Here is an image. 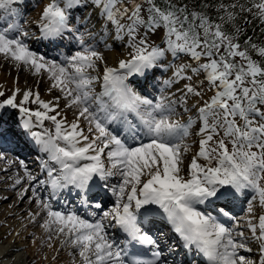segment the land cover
Instances as JSON below:
<instances>
[{
  "label": "snow or ice",
  "instance_id": "obj_1",
  "mask_svg": "<svg viewBox=\"0 0 264 264\" xmlns=\"http://www.w3.org/2000/svg\"><path fill=\"white\" fill-rule=\"evenodd\" d=\"M255 20L264 25V0H48L37 31L51 58L19 22L0 29V55L60 93L0 88V147L23 140L39 162L34 175L19 160L12 187L24 184L18 199L39 209L32 221L44 214L49 240L62 237L81 264H264V60L252 55L264 57V43L240 42V21ZM101 45L126 56L110 64ZM156 218L170 228L164 247L142 228Z\"/></svg>",
  "mask_w": 264,
  "mask_h": 264
},
{
  "label": "rangeland",
  "instance_id": "obj_2",
  "mask_svg": "<svg viewBox=\"0 0 264 264\" xmlns=\"http://www.w3.org/2000/svg\"><path fill=\"white\" fill-rule=\"evenodd\" d=\"M48 2V0H19L18 4H13L12 7V11H7V10H0V13L3 12L2 14H7V16L3 20L0 21V29L6 28L9 24L12 23H16L19 22L22 27L29 31V33L31 34V41L34 42L33 46H37L40 51V53H48L49 58L51 57H55L57 56L59 53L57 52H52L50 51V49H48L47 47H45L44 43L39 42L38 39L39 38V32L37 31V20L39 17V14L41 12V9L44 5V3ZM15 12V13H14ZM19 12V15L16 13ZM9 14V15H8ZM1 15V14H0ZM151 39L157 43H159V33H157L156 35H153L151 37ZM105 47H103V45L100 46V50L104 51ZM115 50L117 51V53L120 54V50H122V48L116 47ZM63 51V49L61 50ZM121 56H126V52H122ZM123 57V58H124ZM11 67V68H10ZM6 68V69H5ZM0 71L1 74L3 75V77L8 78V80L6 81H0V88L5 90V94L8 95L10 94V92H8L7 90L12 89L14 87H21L24 83V87H28V81L30 79H27V75L24 73V69H18L16 67L13 66V64L11 62H7V66L5 67L4 63L1 62L0 64ZM10 72V73H9ZM19 77V78H18ZM37 77H41V76H37ZM41 82H43L42 87L40 88V90L43 93V96H45L46 94L49 95V98H47V100H52L55 96L60 95V93L56 90H53V92L49 93L48 92V88H49V81L47 78V75L45 74L43 77H41ZM47 79V80H46ZM33 82V87L34 85L37 86L38 85V80L35 79V77L32 79ZM8 85H7V84ZM5 85V86H4ZM46 86V87H45ZM28 88H32V87H28ZM209 95H211V93H209ZM207 98V97H205ZM0 99H2V97H0ZM61 101V108H63L64 106V102L62 105ZM32 107H36L35 105H31ZM66 115H67V119L69 121L73 120L75 117L72 113L71 110H65ZM70 112V113H69ZM72 114V115H71ZM72 118V119H71ZM81 123L83 124L82 127H86V124L84 122L81 121ZM51 127V122L46 121L45 122V127ZM199 125H194V132L193 135L188 137L187 140H190V142H187V144L190 145V152L187 154V157H185V160H188L192 157V155H194L196 153V151L198 150V137L194 136L195 134V130H198ZM192 138V139H191ZM193 141H197L196 143H193ZM0 152H3L5 155L4 159H0V176L4 177V162H6V160L11 159L12 157L17 156L15 153V156L13 154V152L9 151L8 148L5 147H0ZM32 152V151H31ZM34 152V151H33ZM7 154H9V156H6ZM29 154V153H28ZM192 154V155H190ZM13 159V158H12ZM24 160V159H21ZM25 161V160H24ZM28 168V167H27ZM34 169V170H33ZM29 171H31L34 175L39 173V167L35 168H29ZM33 170V171H32ZM40 178L43 179L44 176L40 175ZM6 181L0 179V190L2 191H8L9 194L7 196V200L3 202V204H12L13 206H17L18 208L21 209L22 211V223H19V227H21V231H24V235H23V239L22 238H16L14 239L13 237L9 239V235L5 238H3L2 240H0L1 244H6L9 240L13 239V242L16 243H20L21 246V251L24 254V264H75L76 262L79 261V259H81L78 255V253H76L74 250L72 251V249H67L70 247V245H63V248H59V250H57V252H62L64 250L67 249V251L58 254L57 256L54 257V254L51 252V250H54V248H58L59 245H61V239L57 238L55 236H53V238L51 240H49V235L42 239V234H46L48 233L47 231H45V229L41 226L43 223V220L41 219V217L44 215L43 213H41V216H39V218L37 219V221L35 223H32L31 226L28 225V220L29 218L31 219V217H29V212L32 213H36L39 212V209L33 204L31 203L28 199H24L23 201H20L18 199V193L21 191V189L24 187V184L22 183L21 185H17L15 188H7L6 187ZM117 180L116 178H110L109 183H116ZM41 193L47 197V192L41 188L40 189ZM28 195H31V193L29 192ZM64 198L61 197V200H63ZM78 200V198H75ZM114 200V198L111 196L110 193L106 194L103 198V200L101 201L106 207H110L112 204V201ZM242 203V207H240ZM54 205L56 207H60L59 204H56L54 202ZM239 205V211L236 212V215L232 213L234 220L236 219L235 216H241V219H236V221L241 222L243 224L246 223L247 219H248V214H247V203L245 202H240ZM254 206L257 208V211H261L259 209L258 203H255ZM85 211H97L99 214V210L93 208H89V209H85V208H81L80 212L81 214H84ZM247 218V219H246ZM8 218H6L4 221H7ZM6 228V224L2 223L0 224V230H4ZM110 231H112V229H109ZM247 232L246 229H243ZM27 231V232H26ZM157 231H161V230H157ZM25 233H28L27 235ZM51 245V247L49 246ZM30 248V249H29ZM254 248V247H252ZM66 252H70V255H66ZM253 256L256 257V255L253 253ZM255 257H251V258H255ZM73 261L75 263H73ZM10 264H14L13 262H11Z\"/></svg>",
  "mask_w": 264,
  "mask_h": 264
},
{
  "label": "bare ground",
  "instance_id": "obj_3",
  "mask_svg": "<svg viewBox=\"0 0 264 264\" xmlns=\"http://www.w3.org/2000/svg\"><path fill=\"white\" fill-rule=\"evenodd\" d=\"M2 13L3 12L0 13L1 14L0 15V21L3 20V22H4V19L7 16V14L6 13L2 14ZM16 13L19 15V12H16ZM36 39H38V38H36ZM33 47L35 49H37V50L39 49L37 46H33ZM122 52H124L123 49L120 50V54L117 53L115 48H107V49H105L103 51V53L105 54V56H106V58H107V60H108V62L110 64H114L118 59L123 58L124 56H121ZM1 62L4 63L5 67L7 66V62L8 61L6 60L5 57H3V55H0V64H1ZM24 71H25L24 73L27 75V79H30L28 81V87H32L33 90H36L38 88V90L40 92V95H41V98L44 99V100H47V98H49V95L46 94L45 96H43V93L40 90V88L43 85V82H41V80H42L41 77H37L36 75L31 74L27 69H24ZM34 77L39 82H38L37 86L34 85V87H33L32 79ZM5 79H6V81L8 80V78L3 77V75L1 74V71H0V81H3ZM21 88H24V83L21 86ZM97 90H99V89H97ZM62 105H63V102H62ZM6 118H7V113H6ZM82 122H84V121H82ZM82 125L83 124L81 123V126ZM185 142L186 143L190 142V140L186 139ZM2 147L8 148L9 151H11V152H13V154L15 153L17 155V156H15V154H14L15 157H12L13 159L11 158L9 160H6V162H4V167H3L2 170H4V175L5 176L4 177L0 176V179L6 181L5 182L6 183V187L9 189V188H13L12 185L14 184V181L17 178V173H19L20 176L24 175V169L21 168V166L19 164V160L24 159L25 160L24 161L25 165L28 167V169L29 168H35L36 169L37 167H39V162L37 161V152L34 150V147L31 144H26L23 140H21L18 144H16V143L6 144V145H4ZM27 153H29V154H27ZM190 155H192V154H190ZM6 156H9V154H7ZM186 157H187V155H186ZM190 161H191V158L186 160V161H184L185 167H187V165L190 163ZM25 183H27V181H25ZM8 194H9L8 191L0 190V224H2V223L6 224V228L4 230H2V231L0 230V240H2L3 238L7 237L8 235H9V239L12 238V237L14 239H16V238H22L23 239L24 238L23 235H24L25 230L21 231V227H19V225H20L19 223H22V219L21 218H22L23 214H22L21 209L18 208L17 206H13L12 204H9V203L5 204V205L3 204V202L6 201L9 198L8 197L7 199H5V197H7ZM70 199H73V197H71ZM93 203H95V202H93ZM239 205H240V202H238L235 205V207L233 208V211L236 210V208H238ZM6 218H8L7 221H4ZM38 218H39V216L36 217L35 221H32L29 218L28 220H30V221H28V225L31 226V224L35 223ZM235 218L236 219H241L242 217L241 216H235ZM239 224L243 228L244 224L241 223V222H239ZM142 228H144L145 230H147L148 228H151L152 233H154L157 229L161 230L159 232L157 231L156 234H154V235H156V238H158L160 240V243H161L162 247H164V245H165V240L169 236H171L170 228L160 218H156V222L154 224H150V225H146V226L142 225ZM114 231L115 230H113V229H112V231L109 230V232H114ZM161 233L163 234L162 238L158 235V234H161ZM25 234L27 235L28 233H25ZM48 235H49V233L42 234V236H43L42 239L46 238ZM120 235H121V238H122L121 240H123L124 239L123 234H120ZM12 240L13 239L9 240L6 244H1L0 243V264H10L11 262H13L14 264H24V261H25L24 260V254L21 251V246L22 245L20 243L13 242ZM249 246L250 247H254L253 248V252L245 253V255L248 256V257H255V256H253V253H254L256 255V257H257L258 256V252H256L255 242H253ZM59 248L60 249L63 248V245L61 244V245H59L58 248H54V250H51V252L54 254V257L57 256L58 254L62 253V252L64 254V252L67 251V249H70V248L73 251V248L70 246L69 248H67L66 250H64L62 252H57V250H59ZM165 253L167 254L166 249H165ZM66 255H70V252H66ZM170 259H171V256H169V260ZM73 263H75V262L73 261ZM75 264H81V259H79V261L76 262Z\"/></svg>",
  "mask_w": 264,
  "mask_h": 264
},
{
  "label": "trees",
  "instance_id": "obj_4",
  "mask_svg": "<svg viewBox=\"0 0 264 264\" xmlns=\"http://www.w3.org/2000/svg\"><path fill=\"white\" fill-rule=\"evenodd\" d=\"M187 2L193 5H199L200 3L205 2V0H187ZM208 3L215 4L217 0H206ZM224 2L228 3L231 0H224ZM210 15L215 16V11H211ZM251 19V17H250ZM240 25L245 28V35L240 37V42L243 43V40L248 36L253 37V42L256 43H264V25H262L258 20H255L253 23L244 24L243 21H240ZM253 58L264 60V57H259L258 54L252 53Z\"/></svg>",
  "mask_w": 264,
  "mask_h": 264
}]
</instances>
